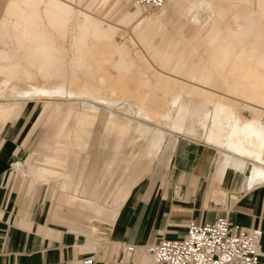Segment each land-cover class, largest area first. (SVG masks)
<instances>
[{
    "label": "bare ground",
    "instance_id": "bare-ground-1",
    "mask_svg": "<svg viewBox=\"0 0 264 264\" xmlns=\"http://www.w3.org/2000/svg\"><path fill=\"white\" fill-rule=\"evenodd\" d=\"M130 1L7 0L0 38L7 31L3 46L12 48L0 46V118L21 113L18 104L26 101L24 114L34 104L37 123L48 118L47 129L58 127L53 147L38 146L28 156L30 174L44 182L57 179L65 175L52 167L58 164L68 176L83 150H91L83 170L92 171L103 150L94 196L119 173L117 195L149 173L168 136L184 132L199 102L203 141L221 153L220 167L244 170L249 188L263 183L264 0H166L152 13ZM118 23L133 31L140 46L117 37ZM125 100L127 107L120 106ZM119 247L130 258L140 252L144 258L134 264H154L145 245L134 252Z\"/></svg>",
    "mask_w": 264,
    "mask_h": 264
},
{
    "label": "crops",
    "instance_id": "crops-1",
    "mask_svg": "<svg viewBox=\"0 0 264 264\" xmlns=\"http://www.w3.org/2000/svg\"><path fill=\"white\" fill-rule=\"evenodd\" d=\"M2 1L1 15L7 0L4 6ZM26 103L20 101L18 109L21 113L11 118H25L28 115L23 113ZM198 112L194 105L184 132L173 131L169 135L161 156L153 162L145 177L155 169L164 170V173L160 172L156 180L151 178L144 181V177L117 195L114 190H117L119 173L99 197L94 196L102 172L103 150L94 170H83L82 163L91 151L83 150L71 174L67 176V167L54 164L52 167L65 175L59 176L58 180L54 178L45 182L30 174L27 163L29 155L21 159L12 157L8 148L4 150L0 154V186L3 188L6 183L12 185L18 181L26 208L19 212L16 219H11L5 209L12 203L8 204L4 192H0V264H80L84 254L94 252L97 253L96 264H134L139 262L140 252L134 261H130L129 254L124 253L122 257V248L119 247L122 242L143 246L162 237L182 238L191 220L214 221L227 210L236 224L258 226L263 230L260 260L264 263V182L249 188L246 172L231 169L232 166L229 169L220 167L221 153L204 141H188L185 146L179 147L180 134L203 140L205 128L202 127L203 117ZM35 117L34 123L38 125ZM2 121L6 122L0 118ZM45 126V122H41L38 130L41 145L52 147V142L58 140V127L47 129ZM35 162L39 163L38 160ZM18 164H21L20 168ZM91 172L94 174L89 181ZM61 180L67 181L64 183ZM15 198L16 193L11 201L14 202ZM37 200L43 203V213L50 215V220L29 211ZM83 206L86 207L83 209ZM102 219L107 221L102 222ZM103 227L112 231L109 235L114 244ZM94 228H98L99 233L95 234ZM99 250L100 253L97 252Z\"/></svg>",
    "mask_w": 264,
    "mask_h": 264
},
{
    "label": "built area",
    "instance_id": "built-area-1",
    "mask_svg": "<svg viewBox=\"0 0 264 264\" xmlns=\"http://www.w3.org/2000/svg\"><path fill=\"white\" fill-rule=\"evenodd\" d=\"M145 13L160 10L166 0H137ZM263 230L258 226L236 224L227 210L214 221L191 220L182 238H158L145 248L154 264H264L262 256ZM129 251L136 245L122 242ZM97 253H87L80 264H96Z\"/></svg>",
    "mask_w": 264,
    "mask_h": 264
},
{
    "label": "rangeland",
    "instance_id": "rangeland-1",
    "mask_svg": "<svg viewBox=\"0 0 264 264\" xmlns=\"http://www.w3.org/2000/svg\"><path fill=\"white\" fill-rule=\"evenodd\" d=\"M5 2H6V0L2 1L3 6H4ZM133 2H135V0H131L129 6H132ZM72 5L75 6L76 4L73 3ZM79 6L81 7V5H78V8H79ZM107 8H108V5L104 7L105 10H109ZM85 9L87 11L92 10L90 5L87 6ZM105 10H102L100 14H103V13L105 14L106 13ZM117 12H118V7H116L115 9L112 10L113 14L111 15V17L116 16ZM95 15L96 14H94V16ZM98 16H101V15L98 14ZM119 17H120V15L118 17H116L115 20H113V22H117V19H119ZM102 20L104 22L112 21V20H110V19L108 20L106 18H104ZM120 24H122V25H120ZM120 24L118 23L117 25H115L117 27V31H118L117 37L119 39L121 38L122 40L127 41L128 45L130 44L129 46L131 48L134 47L133 44H132L133 41L136 43L135 44L136 46H140V43H141L140 39L138 40V38L134 35L133 31H131L130 28L128 29V27L123 25V23H120ZM121 30H123V31H121ZM122 32H124V34H122ZM129 32L131 33V35H130ZM6 33H7V31L4 32L3 35H2V37L4 39L2 37L0 38V40H1L0 41V46L9 50L10 48H12L11 45L7 44V45L3 46V42H2L5 39L6 40L9 39V37L7 35L8 33L7 34ZM123 36H125L126 38L123 39ZM69 40H70V37H69ZM67 42H68L67 46H68V48H70V45H68L69 41H67ZM71 56H72V53L70 54V52H68V56L66 57V59L69 57L67 59L68 62H69ZM66 69H68V68H66V67L63 68V70H66ZM112 71H114V73H116V69L115 68H112ZM47 100H49V99H45V101H47ZM129 102H130L129 100L122 101V104L120 102V106L125 104L126 107H127ZM185 103H188V99H186ZM33 105L34 104H30L29 103L28 108H27L26 113H25V115H27V114L28 115L25 118H22V119H20V118H11V119L8 120V122H4V121L0 122V154H2V152L8 148L10 150V152H11L12 157L25 159L28 155H33L34 152H35V149L39 145L42 144V141L40 139L41 136L39 135L38 130H39L40 123L43 121L44 118L39 120L40 121L39 125H36V123H34V117H35V114H36V110H34L33 108L31 109V107ZM194 105L197 106V110L199 111L198 114L202 115V117H203L204 106L201 103H199V102L194 103L193 106ZM209 111H210V109H208V111L206 113H208ZM205 118H207V115H206ZM46 120L49 121L48 118ZM46 120H45V124L47 125ZM99 128H100V126L98 127V129ZM13 133H15L14 136H13ZM171 134H172V132H171ZM98 136L99 135H98V133L96 131L93 134L91 148L93 147V144H94L95 140L98 138ZM179 136H180L179 147L185 146V144L188 141L191 142V143L192 142H203V140L200 139V138L187 137L184 134H180ZM168 137L170 138V136H168ZM103 153H104V151H103ZM103 158L104 157L102 156V159ZM163 171L162 170L158 171V169H155L152 174H149L146 177H145V175L148 174V173L144 174L143 175V178L145 177L144 181L145 180H150L151 178H154L155 180L158 179L156 177L159 174H161L160 172H163ZM18 183H19L18 181L17 182L14 181V184H12V185L9 184V183H6L5 185H3V188L0 186V192L1 191L4 192V196H5L6 200L8 201V204L12 203L11 206L10 207L7 206L5 210L8 212L9 215H11V219H13V220L16 219V216L19 215V212L22 209L26 208L25 204L23 203V199H22V195H23L22 191H19V188H18ZM15 193H16V198H15V201L13 202L11 200H13V197H14ZM2 201L4 202V197L2 198ZM223 206H224V208H226L225 205H223ZM211 208H212V206H211ZM30 210H31V213H34L35 215L41 216L42 218H45V219H49V220L51 219L50 215H48L47 213H43V203L40 200L34 201L33 208L29 209V211ZM52 225H56V224H52ZM59 226L60 227H64V226H61V225H59ZM103 229L107 232V237L109 239H111L110 242H112L114 244V241L112 240V238L109 235L110 233H112V231L109 228H106V227H103ZM82 241H84V238H82ZM97 252L100 253L101 251L99 250ZM136 254L133 255V257L130 259V261H134L135 260ZM122 257H123V255H122ZM143 258L144 257L141 256L140 260H143ZM121 260H122V258H121Z\"/></svg>",
    "mask_w": 264,
    "mask_h": 264
}]
</instances>
